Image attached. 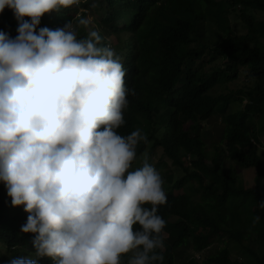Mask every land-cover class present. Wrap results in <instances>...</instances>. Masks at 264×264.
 <instances>
[{"label": "clouds", "instance_id": "1", "mask_svg": "<svg viewBox=\"0 0 264 264\" xmlns=\"http://www.w3.org/2000/svg\"><path fill=\"white\" fill-rule=\"evenodd\" d=\"M85 1L0 0V13L8 8L18 24L15 37L0 31V182L11 205L28 214L20 231L32 234L34 249L7 264L164 261L163 179L146 158L130 171L147 136L117 131L133 90L111 31L79 37L73 27L83 12L91 18ZM62 8L64 27H39Z\"/></svg>", "mask_w": 264, "mask_h": 264}, {"label": "trees", "instance_id": "2", "mask_svg": "<svg viewBox=\"0 0 264 264\" xmlns=\"http://www.w3.org/2000/svg\"><path fill=\"white\" fill-rule=\"evenodd\" d=\"M228 2L232 8L229 12L238 19L244 33L231 27L226 16ZM98 5L102 9H95ZM80 6L101 26L99 34L110 30L116 35L120 31L129 35L127 43L121 41L113 47L118 56H123L125 87L133 90L124 110L126 123L117 129L118 133L128 135L141 129L147 142L136 146L137 157L159 151V162L173 167L177 176L172 174L179 177L172 181L169 173L168 183L180 192L164 189L167 202L158 206V214L166 221L163 233L168 234L163 237L164 263L176 264L177 254L171 249L185 247L189 240L192 249L201 252L209 236L225 235L239 244L253 262L231 259L226 248L206 260L191 257L187 262L264 264V156L257 145L264 134V20L247 13L257 11L264 16V0H86ZM127 8L131 12H126ZM66 9L42 16L39 27L62 28L70 20ZM55 14L63 19L56 21ZM81 18L73 21V27L79 37H86L91 31L81 21L88 15L83 12ZM117 19L123 23L120 29ZM205 21L216 25L212 37L202 34ZM17 27L12 11L5 8L0 13V31L15 37ZM195 59L220 60L223 64L202 74L185 67L187 61ZM239 70L246 72L245 90L227 95L213 91L224 80H236ZM150 96L162 101V112L152 106ZM244 98L249 99L246 105L234 112L226 111L231 103L242 105ZM219 111L226 146L209 149L201 122ZM226 160L230 163L225 164ZM240 168L255 169L253 186L243 184L238 176ZM27 216L23 206L11 205L0 182V242L9 247L7 254L0 255V264L34 251L32 234L20 231ZM256 217L260 219L254 224ZM18 245L27 253L17 249ZM40 264L54 262L44 258ZM121 264H127L126 256L121 257Z\"/></svg>", "mask_w": 264, "mask_h": 264}, {"label": "rangeland", "instance_id": "3", "mask_svg": "<svg viewBox=\"0 0 264 264\" xmlns=\"http://www.w3.org/2000/svg\"><path fill=\"white\" fill-rule=\"evenodd\" d=\"M96 1L99 2L100 0H96ZM95 9H102V6L98 5ZM226 9H227L226 16L228 17V19H230L231 27L234 28L238 33H241V32L244 33V29H242V27H240V23H239L238 19L229 12L232 9L230 2H228ZM237 9H239V7H237ZM73 11H75V10H73ZM228 13H230V14H228ZM247 13L251 14L257 20H264V16L260 12L248 11ZM83 22L86 24L87 31H93V30L97 31V29H99V30L101 29V26L97 25V22L92 20L91 18H86L85 21H83ZM118 22L119 23H118L117 27L120 29L123 26V23H121L120 20ZM216 30L217 29H216L215 24H213L210 21H205V25H204V29L202 30V34L204 37H212V32L216 31ZM109 36L112 37V39H116L119 42L122 41V42L127 43L129 41V35L127 34V36H126V34H123L122 32H119L118 35H116L114 32L111 31L109 33ZM110 43H112V40L108 41V44H110ZM130 52H131L130 49L127 50V53L130 54ZM119 56L121 59H123L122 54H120ZM222 64H223V61H220V60H216L214 62H209L206 59H203V60L195 59L191 63H189L187 61V63L185 64V67L189 66L190 68L196 70L199 73L208 74L209 72H211L210 70L213 68L214 65L219 66ZM227 75H228V77H232V75L229 73ZM236 77H237L236 80H224L223 82L219 83V86H217L213 91L217 92L218 94L227 95L230 92H238L240 90H245L244 86H245V83L247 81L246 72L244 70H239L237 72ZM245 95H247V94H245ZM248 101H249V99L244 98L242 100V105H240L238 103H231L230 105L227 106L226 111L234 112L236 110H239L241 107L246 105L248 103ZM150 102H151L152 106L159 109L160 112H162L164 110V104L162 103V101L160 99H158L154 96H150ZM220 115H221V112L219 111V112L215 113L213 116H211L208 120L201 122V130L203 131L204 139L207 141V144H208L207 147L209 149H213L214 145H217L218 147H220V149H224L226 146L225 140H222L223 132H224V124L222 122L223 116L221 117ZM253 123H255V122H253ZM257 145H258V148H260L259 154L264 156V134H262L260 136V140H259V142H257ZM160 154H161V152L158 151L157 153L154 152V155H151V154L148 155L147 153H145L144 155L138 156L132 162V166L130 168V171L135 169V168L140 167L142 165L144 159L146 158L159 171V173L163 179V184H162L163 190L165 189L164 186H166L167 189L168 188L173 189V186L171 184H169L168 180H167L169 177V173L171 172L172 181H175V179H178L179 177H176L177 174H176V171L173 167L170 168L169 166H164L161 162H159L158 159L160 157ZM228 163H230V161L226 160L225 164H228ZM173 172L176 176H174L172 174ZM179 173H180V171H179ZM238 176L240 179H242L243 184L245 186H253L255 169H252V168L242 169V168H240L238 171ZM197 187L198 186L196 184L193 185L194 189H197ZM173 192L175 194H177L180 192V189H173ZM163 237L167 238L168 234L163 233ZM188 243L189 244H187V246H185V247L171 249V252L173 254H177L176 264H189L187 261L191 257H195L198 261H203L204 259L206 260L209 256L215 255L222 248H226L228 250V253H229V256L231 259H239L240 261H244L246 263L253 262L252 259L247 254V252L239 244H236L231 239L226 238L225 235H221L218 237L214 236V235L209 236L207 241H206L207 245L205 246V248L201 252H197V251H194L192 249V246L190 245L191 240H189ZM1 245L2 244H0V255L7 254L6 249L2 248ZM25 251L27 252V250H25ZM161 251H164V250L162 249ZM163 264H165L164 261H163Z\"/></svg>", "mask_w": 264, "mask_h": 264}]
</instances>
